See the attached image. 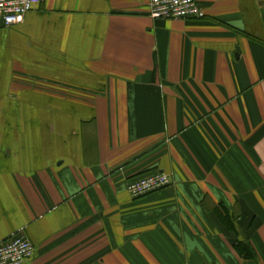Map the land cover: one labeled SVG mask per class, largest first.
<instances>
[{
  "label": "crops",
  "instance_id": "1",
  "mask_svg": "<svg viewBox=\"0 0 264 264\" xmlns=\"http://www.w3.org/2000/svg\"><path fill=\"white\" fill-rule=\"evenodd\" d=\"M196 3L41 0L0 25V241L28 238L23 264H264V0Z\"/></svg>",
  "mask_w": 264,
  "mask_h": 264
},
{
  "label": "built area",
  "instance_id": "2",
  "mask_svg": "<svg viewBox=\"0 0 264 264\" xmlns=\"http://www.w3.org/2000/svg\"><path fill=\"white\" fill-rule=\"evenodd\" d=\"M41 0H0V25L20 23L26 12ZM150 16L153 18L186 19L202 18L203 10L196 0H148ZM170 184L164 172H155L126 182V190L132 197H139ZM34 252L32 242L22 233H16L0 241V264H23Z\"/></svg>",
  "mask_w": 264,
  "mask_h": 264
},
{
  "label": "trees",
  "instance_id": "3",
  "mask_svg": "<svg viewBox=\"0 0 264 264\" xmlns=\"http://www.w3.org/2000/svg\"><path fill=\"white\" fill-rule=\"evenodd\" d=\"M221 221L223 222V224L225 225L227 229L229 230L233 229V226L231 225V223H228V221L226 222L225 218L221 219ZM233 249L243 258H253L255 255L250 245L247 242H244L242 240H237L233 244Z\"/></svg>",
  "mask_w": 264,
  "mask_h": 264
}]
</instances>
